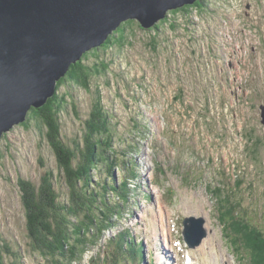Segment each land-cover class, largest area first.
<instances>
[{
	"label": "rangeland",
	"instance_id": "rangeland-1",
	"mask_svg": "<svg viewBox=\"0 0 264 264\" xmlns=\"http://www.w3.org/2000/svg\"><path fill=\"white\" fill-rule=\"evenodd\" d=\"M203 3L202 12L179 16L176 30L161 26L156 39L165 44L156 51L147 44L149 32L133 23L127 46L109 50L115 56L110 84L92 81L100 83L102 105L113 115L121 138L115 147L130 163L123 168L135 177L130 205L105 237L130 227L152 240L147 246L157 242L160 252L168 246L175 264H189V254L191 264H240L222 233L215 195L229 193L246 219L264 230V0ZM68 89L77 110L60 117L67 141L81 137L93 107L90 91L69 80L60 92ZM46 170L60 172L34 124H14L0 137V235L19 246L23 264H48L28 245L19 186V179L38 185ZM189 214L206 220L202 248L182 242V219ZM232 225L231 236L246 253L243 264H253L249 228L241 234L238 223ZM111 246L102 238L73 264H100Z\"/></svg>",
	"mask_w": 264,
	"mask_h": 264
},
{
	"label": "trees",
	"instance_id": "trees-1",
	"mask_svg": "<svg viewBox=\"0 0 264 264\" xmlns=\"http://www.w3.org/2000/svg\"><path fill=\"white\" fill-rule=\"evenodd\" d=\"M203 2L195 0L192 4L170 9L149 28H142L135 19L123 21L101 45L84 52L69 66L56 82L55 93L43 105L28 110L21 124H34L54 153L60 170L57 175L46 170L38 185L19 179L28 245L48 264L77 262L89 247L96 245L105 232L114 227L128 201V178L123 174L128 173L123 168L127 163L115 147L121 138L114 129L113 115L102 105L100 83L93 84L92 81L103 78L110 84L106 76L111 75L115 60L112 51L116 48L119 52L127 46L130 41L127 30L133 23L149 32L147 44L156 51L159 45L165 44L163 40L158 44L156 39L163 32L161 26L176 30L177 18L189 17L193 10L202 12ZM68 80L90 91L93 99L81 137L69 141L64 140L60 131L61 114L68 108L77 110L71 91L60 92V87L67 85ZM133 125L140 129L138 123ZM115 169L122 171L120 177L115 176ZM227 198L224 215L235 219L233 222L238 223L241 234L245 233V226L249 228L247 240L254 254V264L258 261L264 264V232L245 221L247 216L237 209L239 203L230 200L229 195ZM22 255L19 246L5 242L0 235V264H23Z\"/></svg>",
	"mask_w": 264,
	"mask_h": 264
},
{
	"label": "water",
	"instance_id": "water-1",
	"mask_svg": "<svg viewBox=\"0 0 264 264\" xmlns=\"http://www.w3.org/2000/svg\"><path fill=\"white\" fill-rule=\"evenodd\" d=\"M194 1L0 0V137L43 105L69 66L120 23L135 19L149 28L168 10ZM203 222L184 220L191 246L205 235Z\"/></svg>",
	"mask_w": 264,
	"mask_h": 264
},
{
	"label": "bare ground",
	"instance_id": "bare-ground-1",
	"mask_svg": "<svg viewBox=\"0 0 264 264\" xmlns=\"http://www.w3.org/2000/svg\"><path fill=\"white\" fill-rule=\"evenodd\" d=\"M200 247L202 248V247H204V244L202 243L201 245H200ZM164 253V252H163ZM258 254V253H257ZM260 254H261V252H260ZM168 258L167 259H170L169 258V255H167V254H165ZM260 257V256H259ZM252 258H254V257H252ZM256 258V257H255Z\"/></svg>",
	"mask_w": 264,
	"mask_h": 264
}]
</instances>
